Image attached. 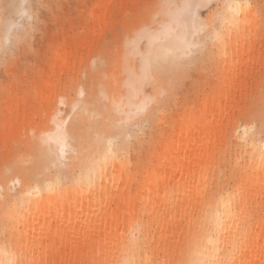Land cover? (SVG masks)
<instances>
[{
  "label": "bare ground",
  "instance_id": "obj_1",
  "mask_svg": "<svg viewBox=\"0 0 264 264\" xmlns=\"http://www.w3.org/2000/svg\"><path fill=\"white\" fill-rule=\"evenodd\" d=\"M210 2L182 0L177 10L168 11V20L150 35L152 41H162L156 58L167 62L194 44L195 36L207 28L200 11ZM228 5L243 7L237 13ZM248 6L249 0L221 2L218 27L208 29L218 48H227L232 35L241 30ZM177 11L181 12L179 24L170 15ZM78 45L84 50L83 41ZM67 57L64 53L63 60ZM239 63H233L229 72L237 73ZM126 73L128 94L109 105V110L123 114L124 120L130 119V114L136 117L146 98L144 64L140 74L132 69ZM231 85L229 77L225 78L211 97L215 113L211 110L190 117L182 112L168 141L159 144L160 153L153 151L145 164L141 163L142 152L136 156L139 163L132 164L129 143L123 138L107 137L96 129L82 134L83 143L75 156L69 157L71 144L61 153L51 119V129L41 136L36 133L34 142H25L24 162L37 161L29 172L20 164L11 181L12 195L0 171V260L4 264H36V257L29 252L41 234L35 230L62 220L75 226L76 237L75 256L59 258L65 264H82L83 258L85 264H264V141L257 140L244 124L234 140L225 143L221 118L230 100L226 89ZM47 90L49 99L55 93ZM164 118L162 112L160 121ZM101 126L105 132L109 130L106 120ZM48 134L50 142L42 143L41 137ZM43 145L70 161L67 180L48 174L47 163L39 158ZM227 156L235 171L230 176L223 168ZM14 180L17 183L13 184ZM27 237L31 243L27 241L23 247ZM47 256L37 257V262L47 264Z\"/></svg>",
  "mask_w": 264,
  "mask_h": 264
},
{
  "label": "rangeland",
  "instance_id": "obj_2",
  "mask_svg": "<svg viewBox=\"0 0 264 264\" xmlns=\"http://www.w3.org/2000/svg\"><path fill=\"white\" fill-rule=\"evenodd\" d=\"M181 1L0 0V171L6 176L8 193H14L11 181L17 177L20 164L15 168L12 165L25 155V142L28 139L34 142L36 133L41 136L44 130L53 127V108L65 93L69 96L68 114L64 117L68 118L69 133L74 135L69 157L75 156L83 143L82 134L96 129L107 137L128 142L132 164L139 163L136 156L141 152L144 154L141 163H148L153 151L156 155L160 153L159 144L168 141L169 131L176 126L175 120L182 112L190 117L211 110L216 112L210 106V99L228 77L233 85L226 89L230 100L221 118L225 143H231L244 124L257 140L264 141V0H249L246 20L225 49L218 48L217 40L208 33L209 28L218 27L223 1L211 0L200 11V17L211 27L196 35L194 44L184 54L164 63L159 60L157 65L155 52L162 41H152L150 35L168 20V11L177 10ZM163 5L175 7L169 9ZM22 10L24 13L20 14ZM141 31L144 35L133 54L127 41ZM25 35L26 39H21ZM82 41L85 47L80 51L78 42ZM64 53L68 54L65 60ZM149 56L153 63L143 84V96L157 97L161 92L163 96L149 106L146 121L138 117L124 120V115L110 111L109 105L115 98L128 94L127 69L140 74ZM101 59L108 66L106 79L93 75V63ZM233 63H239L237 73L229 72ZM93 80L92 100L85 102L95 107L69 120L72 94L81 82ZM46 89L55 93L49 99ZM162 112L165 118L160 121ZM104 120L109 125L106 132L101 126ZM39 158L47 163L49 175L69 178L70 161L61 158L57 150L43 145ZM36 161L37 158L25 161V170H33ZM223 168L228 176L235 172L230 168L228 156ZM35 231L41 234L29 250L36 257L33 263L39 264L37 257L45 253L47 264H65L59 259L62 255L75 256V226L60 220ZM27 241L31 243L30 237L23 239V247ZM82 260L85 264V258Z\"/></svg>",
  "mask_w": 264,
  "mask_h": 264
},
{
  "label": "snow or ice",
  "instance_id": "obj_3",
  "mask_svg": "<svg viewBox=\"0 0 264 264\" xmlns=\"http://www.w3.org/2000/svg\"><path fill=\"white\" fill-rule=\"evenodd\" d=\"M163 7H167L169 9L175 7L174 5H163ZM230 11L239 12V10L243 7L242 5H228L227 6ZM170 15L173 16L174 22L179 24L181 19V12L177 11L176 13H170ZM204 27H211V25H205ZM144 33L137 32L133 35H131L127 41L128 47L132 50L133 54L136 52V45L138 43V40L141 36H143ZM21 39H26V35L22 36ZM157 65L159 64V57L156 58ZM153 61L151 60V57L145 58L144 60V76L142 77V81H147L149 78L150 69L152 66ZM107 63L103 59H101L99 62L93 63V75L94 77H100V78H107ZM95 85V80L89 83L81 82L76 90L75 93L72 94V107H71V113L72 115L69 117V120L74 118L79 113L87 114L90 109L94 108L95 105L92 103H86V99L91 101V89ZM88 89V92L86 93L85 89ZM68 96L69 93H65L60 100L58 101V106L53 108V115L51 117L52 122L55 126V142L60 146V151L63 153L65 147L68 145V143L71 140V136L68 133L67 124L68 121H65L64 116L68 114L67 111V102H68ZM163 96V92L159 94L157 97H146L141 106L137 109L135 112V116L147 120L149 116L150 108L149 106L152 104H155L157 100ZM131 118V114H130ZM51 140V134L44 135L41 137L42 143L48 144ZM111 141H109V144L111 145ZM262 148H264V145H262ZM112 150L109 148V155H112ZM24 163V158L21 157V159L17 162H15L12 165V168H15L17 164ZM17 183L16 180L13 181V184ZM11 190V186H10ZM3 250H0L2 252ZM0 264H4L3 260H0Z\"/></svg>",
  "mask_w": 264,
  "mask_h": 264
}]
</instances>
